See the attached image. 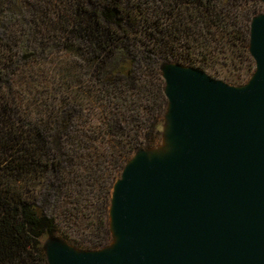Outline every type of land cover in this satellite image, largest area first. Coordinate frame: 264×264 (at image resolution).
Masks as SVG:
<instances>
[{
  "label": "trees",
  "instance_id": "trees-1",
  "mask_svg": "<svg viewBox=\"0 0 264 264\" xmlns=\"http://www.w3.org/2000/svg\"><path fill=\"white\" fill-rule=\"evenodd\" d=\"M263 12L260 0H0V264H50L57 234L108 245L113 186L162 137L163 65L245 84Z\"/></svg>",
  "mask_w": 264,
  "mask_h": 264
},
{
  "label": "water",
  "instance_id": "water-1",
  "mask_svg": "<svg viewBox=\"0 0 264 264\" xmlns=\"http://www.w3.org/2000/svg\"><path fill=\"white\" fill-rule=\"evenodd\" d=\"M249 49L256 70L242 85L163 65L161 143L116 180L112 241L84 250L49 236L50 264H264V12Z\"/></svg>",
  "mask_w": 264,
  "mask_h": 264
},
{
  "label": "rangeland",
  "instance_id": "rangeland-1",
  "mask_svg": "<svg viewBox=\"0 0 264 264\" xmlns=\"http://www.w3.org/2000/svg\"><path fill=\"white\" fill-rule=\"evenodd\" d=\"M225 71H227L228 72V68L226 67V69H225ZM213 72V71H212ZM207 73L209 74V75H211L212 77H214V78H217V79H221V80H223V81H225V82H227V83H229V84H231V85H235L233 82H231L230 80H232V78L231 77H229L228 78V75L227 74H221V75H217V76H215L214 74H212V73H210V72H208L207 71ZM233 73V72H232ZM225 79H227V80H225ZM229 80V81H228ZM247 82V81H246ZM159 143H161V140L159 141ZM158 143V144H159ZM58 236H60V234H57ZM48 239V237L45 239V242H46V240Z\"/></svg>",
  "mask_w": 264,
  "mask_h": 264
}]
</instances>
